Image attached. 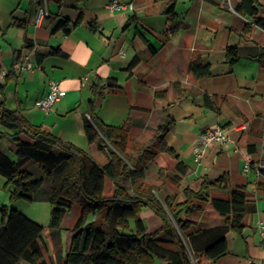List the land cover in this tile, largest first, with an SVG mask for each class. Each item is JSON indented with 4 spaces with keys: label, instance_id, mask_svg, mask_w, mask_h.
<instances>
[{
    "label": "crops",
    "instance_id": "1",
    "mask_svg": "<svg viewBox=\"0 0 264 264\" xmlns=\"http://www.w3.org/2000/svg\"><path fill=\"white\" fill-rule=\"evenodd\" d=\"M44 1L0 0V72H8L0 77V117L4 109L16 111L28 123L85 150L101 165L108 163V154L89 142L84 131L90 101L98 97L95 85L101 95L95 114L111 125L129 118L130 139L138 146L168 120L164 151L146 163V178L156 185L158 199L162 202L177 195L182 201L183 188L197 190L204 179L227 178L226 185L209 187L206 198L228 199L237 185L245 184L248 199L257 210L245 217L241 234L228 233L229 252L216 264H264V235L257 227L259 220L264 221V176L260 172L264 168V65L249 55L264 49V29L254 26L246 32L250 19L234 9L239 0H175L179 20L188 25L176 32L171 30L167 14L145 15L144 0H121L132 3L133 8L115 11L107 6L111 0H46L49 14L38 25L36 11ZM160 1L166 8L169 0ZM258 3L264 16V0ZM15 20L25 23L17 25ZM66 21L68 30L61 28ZM229 47L243 50L245 55L231 64ZM197 56L208 65L209 75L197 77L190 70ZM21 58L32 60L35 68L9 73ZM50 79L65 94L53 110L44 112L37 101L48 94ZM109 80H116L118 87H107ZM217 126L228 133L227 143L207 145L197 161L194 146L199 134ZM15 132L0 125V133L5 134L0 152L12 161L18 144L30 141L25 133L19 135V142L13 140ZM247 162L249 171L244 170ZM27 169L35 180L45 178L38 163L29 161ZM5 184L6 178L0 174V230L4 207L17 209L47 228L49 217L43 211L50 202L45 188L29 202L11 200ZM115 188L114 181L107 178L104 194L112 196ZM79 213L80 206L75 204L63 220L61 257L48 230L42 233L48 264L62 261ZM141 217L150 233L162 226L150 208H144ZM191 217L201 227L221 222L208 201L202 213Z\"/></svg>",
    "mask_w": 264,
    "mask_h": 264
},
{
    "label": "trees",
    "instance_id": "2",
    "mask_svg": "<svg viewBox=\"0 0 264 264\" xmlns=\"http://www.w3.org/2000/svg\"><path fill=\"white\" fill-rule=\"evenodd\" d=\"M57 1L61 3L62 0ZM144 1V14H167L173 32L188 26L179 20L175 0H169L164 9L160 0ZM234 9L250 19L245 26L246 32L254 26L264 29L258 0H239ZM13 23L23 25L25 22L15 20ZM68 23L64 22L61 28L68 30ZM244 55L245 52L236 47L227 49L231 64ZM249 55L264 65V49ZM190 70L197 77L209 75V67L200 56L191 61ZM107 87H118V84L116 80H109ZM93 91L98 97L90 101L84 131L89 142L107 152L109 161L106 165L96 162L78 146L65 143L41 127L28 123L18 112L3 110L1 125L17 130L13 140L19 142L21 133L30 139L18 144L14 161L0 152V174L6 178V188L11 190L10 199L33 201L45 188L52 209L47 228L17 209H1L0 264H48L42 250V233L46 229L49 237L55 240L61 257L62 223L75 204L80 206V213L70 230V244L60 264H156L157 261L216 264L229 252L228 233L241 234L245 217L257 210L256 204L248 199L246 185H237L228 199L206 198L205 191L209 187L226 185L227 178L204 179L197 190L190 186L183 188L184 200L173 195L161 202L156 196V185L146 178V163L164 151L163 137L170 122L167 120L148 142L138 146L130 142L129 118L120 125H111L95 114L101 96L99 86L95 85ZM4 135L0 133V140ZM29 161L43 168L44 179L33 178L27 169ZM260 172L264 176V168H260ZM107 178L115 183L112 196L104 194ZM207 201L209 208L221 217V222L212 227H201L191 215L202 213ZM144 208L152 209L161 219L162 226L156 232L147 231L141 217Z\"/></svg>",
    "mask_w": 264,
    "mask_h": 264
},
{
    "label": "built area",
    "instance_id": "3",
    "mask_svg": "<svg viewBox=\"0 0 264 264\" xmlns=\"http://www.w3.org/2000/svg\"><path fill=\"white\" fill-rule=\"evenodd\" d=\"M44 2L45 3L39 5L36 11L35 23L38 25L49 14L47 6H46V0ZM107 6L111 11L133 8L132 3H126L121 0H111L107 4ZM34 68H35V64L32 60L28 58H21L14 63L12 71H10L9 73L20 74L24 71L33 70ZM7 74H8L7 71H1L0 77L4 78ZM64 94L65 92L60 88L59 83L55 79H50L49 80V92L45 97L37 101V107L44 112H50L51 110H53L56 102L59 101L63 97ZM0 125H1V122H0ZM228 139H229L228 133L226 132L224 128L220 126H217L215 128H209V129L202 131L199 134L196 145L194 146L195 159L197 161L201 160V158L205 154V148L207 145L214 143V142L219 143V144H226ZM250 167H251L250 163L247 162L246 165L244 166V170L249 171ZM257 227L259 229V232L262 235H264V221L263 220L258 221Z\"/></svg>",
    "mask_w": 264,
    "mask_h": 264
},
{
    "label": "rangeland",
    "instance_id": "4",
    "mask_svg": "<svg viewBox=\"0 0 264 264\" xmlns=\"http://www.w3.org/2000/svg\"><path fill=\"white\" fill-rule=\"evenodd\" d=\"M131 140V139H130ZM131 143H133V139L130 141ZM17 200H21V199H17ZM30 202V201H29ZM35 205L33 206H36V204L38 206H43L45 203H33ZM40 204V205H39ZM47 205H44V206H48V209L46 208L43 213L45 214V218L48 219L49 217V222H50V214H51V209H52V206L49 204V203H46ZM74 215V214H73ZM42 218V217H41Z\"/></svg>",
    "mask_w": 264,
    "mask_h": 264
}]
</instances>
